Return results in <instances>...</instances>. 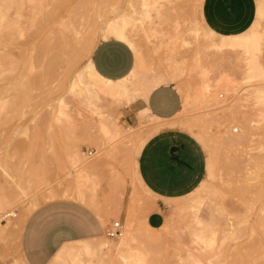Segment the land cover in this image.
<instances>
[{
  "label": "rangeland",
  "instance_id": "1",
  "mask_svg": "<svg viewBox=\"0 0 264 264\" xmlns=\"http://www.w3.org/2000/svg\"><path fill=\"white\" fill-rule=\"evenodd\" d=\"M147 1L146 9L144 0H0V203L11 204L0 209V264H25L18 219L34 203L63 199L81 180L102 211L115 208L116 197L122 200L118 190L130 189L119 206L123 217L109 216L124 223L125 235L134 229V256L121 259V238L105 234L64 246L49 264H264V105L254 95L264 88V43L250 69L252 55L212 46L217 40L202 27V0ZM123 16L140 53L138 60L134 49L131 95L97 103L124 132L130 125L137 129L127 137L102 123L93 97L69 91L74 81L84 88L80 78L92 46L104 38L109 19ZM254 23L264 36L257 15ZM162 83L174 84L183 100L172 125L199 140L208 162L203 185L165 200L163 225L154 228L142 215L157 198L140 179L136 151L162 125L148 116L135 123L126 110ZM206 85L216 100H203ZM233 111L252 126L247 147L227 140L228 129H243L230 121ZM73 159L81 163L78 169ZM6 212L17 216L4 218Z\"/></svg>",
  "mask_w": 264,
  "mask_h": 264
},
{
  "label": "crops",
  "instance_id": "2",
  "mask_svg": "<svg viewBox=\"0 0 264 264\" xmlns=\"http://www.w3.org/2000/svg\"><path fill=\"white\" fill-rule=\"evenodd\" d=\"M256 15V0L201 2L204 24L220 38L246 32L255 22ZM135 55L126 41L109 37L101 38L94 45L89 60L105 78L119 79L134 68ZM182 104L177 87L172 83H162L134 98L126 110L135 123L139 117L148 116L163 124L147 139L137 157L140 179L157 198L153 209L144 211L142 215L154 228L163 225L165 200L193 193L207 177L208 157L203 145L190 132L172 125ZM118 193L122 200L116 197L117 205L111 211H102L93 206L94 202L73 197L51 199L39 205L25 218L21 229V250L27 263L49 264L64 246L105 235L112 222L109 213H119L123 217L119 206L126 203L130 189L126 187L125 194L121 190Z\"/></svg>",
  "mask_w": 264,
  "mask_h": 264
},
{
  "label": "bare ground",
  "instance_id": "3",
  "mask_svg": "<svg viewBox=\"0 0 264 264\" xmlns=\"http://www.w3.org/2000/svg\"><path fill=\"white\" fill-rule=\"evenodd\" d=\"M144 1H145L144 2V5L147 4L148 6H150V4H151L150 2H148L147 0H144ZM172 9H174V8H172ZM147 14H148V17H149V13H147ZM129 23H130V19L127 18V17H124V16L121 19H119V20H117V19L116 20L115 19H109L107 21V23H106L105 33H104L103 37H105V36H107V38H109V37H116V38H119L120 39V37L123 36L124 37L123 40L126 41L133 49L136 50L133 40L130 39V34H129V29H128V24ZM144 31H146V30H144ZM239 35L240 34L224 35L221 38L220 41L211 40L212 41V46L215 47V48H217V49H225V50L226 49H229V50H240V49H242L246 55H249V56L252 55L251 62H252L253 69L255 70L256 67H257V66H255V64H256L255 62H257V54H259L261 52V50H262V41H261V37L262 36H261V34L256 29V33L254 35V39H253L251 45H249L246 42H243L242 43V42L237 41L236 38ZM149 36H151V35H149ZM224 40H230V41H234V42L231 43V44H225L223 42ZM94 45L92 46V48L94 47ZM136 52H137V59L140 60V53H139L138 50H136ZM249 53H251V55ZM247 63L249 64V61H247ZM132 71H133V69L131 70V72ZM207 71H205L206 74H207ZM128 75L129 74H127L126 76H128ZM204 76H205V73H204ZM124 77L119 78V79H108V78H105L104 76H102L101 74H99L95 70V68L93 67V65H92V63L90 61L86 73L83 74L81 76V78H80V82H82V83L85 84L84 88L83 89L79 88L80 85H79V82H77V81L72 82L70 84L71 86H69V91H71L72 93H76L78 95H81L85 91L88 96L90 95L91 97H93L94 100H93L92 103H93V106L95 107L94 108L95 109V114L101 119V121H102L103 124H108L109 128L114 131V135H120L121 137H127V136L135 135V133H137V129L135 127H133V126L130 125L128 127L129 132H124L121 129V127L117 124V122H114V121L109 120V118L107 117L105 111L102 108L99 107V105L97 103V100L98 99H101V100L105 99L107 101H112V100H116L117 98H119L121 96H126V97L130 96L131 95V92H130V89H129V84L131 83L132 78L129 79V80H127L126 82L120 83V82L124 81ZM104 81H111L112 83L111 84H107V83H104ZM223 81H224V78L223 77L220 78V79H218L217 85L220 86V84L223 83ZM261 93H264V88H257V89L254 90V95H255L256 101L259 104L264 105V102H262ZM203 97H204V99H203L204 101H214V100H216V91L211 90V87L209 85H206L205 92L203 93ZM241 114H243V113H241ZM230 115H231V116H229L230 121L231 120L240 121V119H241L240 118L241 115L238 114L237 111H233ZM240 123L242 124V128H243L242 129V132L239 133V134H235V133L233 134L228 129L227 130V132H228V139L227 138L226 139L229 141V143H233V144L238 145V146H243V148H244V146L247 147V144L250 143L253 140L252 139L253 134L249 132V129H251L252 126L247 121L246 122L245 121H242V122L240 121ZM160 128H161L160 125H157V126L155 125L152 128V134H154L155 132H157ZM234 130H236L235 132H237V131H239V128L233 127L232 128V132ZM150 136H148V138ZM146 141H147L146 139L143 140L140 143L139 147H137V151H136L137 154L140 153V151H141V149H142V147H143V145L145 144ZM73 164H74V167L78 169V167H80V164L81 163L77 162L76 159H73ZM136 167H137V162H136ZM81 176L83 177V175H81ZM84 177L86 178L87 177V174ZM78 181H80V180L78 179ZM81 181L78 182V185L74 189L68 190L65 193V195H66V197H73V198L80 199L82 201H86V202L89 201L88 203H90L91 199L89 198V196L87 194V191H86V187H85L86 183L81 182ZM148 191L151 193L150 190H148ZM19 198H21V197H19ZM19 198L16 197L13 202H16V200L18 201ZM8 202H10V201H8ZM91 202H93V201H91ZM11 203H12V201H11ZM2 204L3 203H0V209H3L4 208V210H6L7 208L5 209V207H4V206H7L6 203L3 204V205ZM39 204L38 203H34L33 204V207H31L24 214V216L21 217V219L20 218L18 219L19 221H17V222H20V220H21V223H20L21 224V229H22L23 222H24L25 218H27V216L34 209H36L39 206ZM10 205L8 203V206H10ZM8 214H15V213L6 212L3 215V217H5ZM7 218H9V217H7ZM20 224L18 223V225H20ZM132 226H133V224L131 223V227ZM3 229L4 228H3L2 224H0V233H2V234H3ZM228 229L230 230L231 228L228 227ZM2 234H0V235H2ZM135 239H136V235H135V232H134V229L133 228H132L131 231H129L127 233V235L121 237L120 242H119V246H118V251H117V255L121 259L127 260L128 257L134 256V254L132 252L133 249H134V247L132 246V243L131 242L133 240H135ZM124 252H128L129 253V256H127L126 254H124ZM107 253L113 255L112 253H114V250L113 249H108L107 250ZM23 261H24L25 264H28L26 262V260H23Z\"/></svg>",
  "mask_w": 264,
  "mask_h": 264
},
{
  "label": "snow or ice",
  "instance_id": "4",
  "mask_svg": "<svg viewBox=\"0 0 264 264\" xmlns=\"http://www.w3.org/2000/svg\"><path fill=\"white\" fill-rule=\"evenodd\" d=\"M144 7L147 9L149 6L146 4L144 5ZM257 20L259 21V23L264 26V0H260L259 4L257 5ZM202 27L204 28L205 32L209 35V36H213L217 41H220L221 38L219 36H216L215 33H212L208 28L207 25L202 24ZM262 31H264V29H262ZM256 33V24L252 23L250 27L247 28V31L240 34L236 39L239 42H246L249 45H251L253 39H254V35ZM105 39H107V36L104 37ZM121 40L124 39L123 36L120 37ZM261 41L262 43H264V36L261 37ZM225 44H231L234 41H230V40H224L223 41ZM251 55V53H249ZM87 62V60H86ZM252 67V62L249 61V68L251 69ZM135 75V69H133V71L131 73H129L128 76L124 77V81L120 82H126L127 80L131 79L132 76ZM99 78V77H98ZM102 79V78H101ZM262 81H264V74H262L261 76ZM104 83L107 84H111V81H104ZM261 97H262V102H264V93H261ZM131 264H140V262L138 261H133L131 262Z\"/></svg>",
  "mask_w": 264,
  "mask_h": 264
},
{
  "label": "built area",
  "instance_id": "5",
  "mask_svg": "<svg viewBox=\"0 0 264 264\" xmlns=\"http://www.w3.org/2000/svg\"><path fill=\"white\" fill-rule=\"evenodd\" d=\"M93 152L90 151L89 155H92ZM17 214H8L4 218L7 217H16ZM106 235L111 239H120L125 235V227L124 223L121 220H113L110 224V226L106 230Z\"/></svg>",
  "mask_w": 264,
  "mask_h": 264
}]
</instances>
